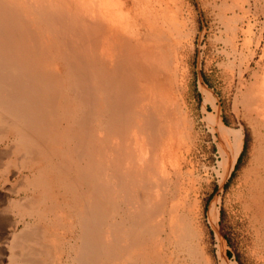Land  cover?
I'll use <instances>...</instances> for the list:
<instances>
[{
	"label": "bare ground",
	"instance_id": "bare-ground-1",
	"mask_svg": "<svg viewBox=\"0 0 264 264\" xmlns=\"http://www.w3.org/2000/svg\"><path fill=\"white\" fill-rule=\"evenodd\" d=\"M118 8L114 0H0V127L19 136L17 148H27L29 157L43 154L61 133L84 161L82 176L91 187L81 246L70 248L67 264H154L148 254L156 234L180 227L175 193L181 152L189 147H181L166 105L155 116L162 86L157 62L138 31L127 38ZM258 84L255 111L264 128V72ZM219 134L231 141L226 169L240 142L235 133ZM261 151L257 176L244 189L243 207L255 222H264V145ZM43 179L41 171L30 189L46 188ZM34 231L13 234L11 246L20 252L12 263H52L32 241Z\"/></svg>",
	"mask_w": 264,
	"mask_h": 264
},
{
	"label": "rangeland",
	"instance_id": "rangeland-1",
	"mask_svg": "<svg viewBox=\"0 0 264 264\" xmlns=\"http://www.w3.org/2000/svg\"><path fill=\"white\" fill-rule=\"evenodd\" d=\"M114 1L124 15L127 38L138 31V41L149 46L157 62L162 86L155 116L166 105L179 127L181 147H189L181 152L175 193L180 227L156 234L148 258L154 264H264V222L252 220L243 207L244 189L257 176L264 145L255 111L264 72V0ZM0 128V264H18L10 261L20 252L19 247L14 252L12 236L32 227L42 258H52L45 264H67L81 246V213L91 190L82 176L84 161L76 159L61 133L53 135L43 154L29 157L27 148H17L18 135ZM221 130L235 133L240 142L233 166L226 169L231 141L221 138ZM7 149L11 152L2 156ZM41 171L46 188L33 191V178ZM55 252L60 259L53 258Z\"/></svg>",
	"mask_w": 264,
	"mask_h": 264
}]
</instances>
